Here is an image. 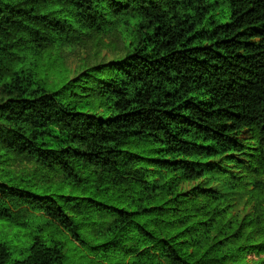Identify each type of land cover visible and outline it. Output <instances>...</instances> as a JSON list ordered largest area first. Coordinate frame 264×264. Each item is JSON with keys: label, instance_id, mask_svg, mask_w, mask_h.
I'll return each mask as SVG.
<instances>
[{"label": "trees", "instance_id": "obj_1", "mask_svg": "<svg viewBox=\"0 0 264 264\" xmlns=\"http://www.w3.org/2000/svg\"><path fill=\"white\" fill-rule=\"evenodd\" d=\"M0 225V264H264V0H0Z\"/></svg>", "mask_w": 264, "mask_h": 264}, {"label": "rangeland", "instance_id": "obj_2", "mask_svg": "<svg viewBox=\"0 0 264 264\" xmlns=\"http://www.w3.org/2000/svg\"><path fill=\"white\" fill-rule=\"evenodd\" d=\"M78 63H79L78 60H69V62H68V67H69L70 69H75ZM5 228H6V227L0 225V234H1V233L3 234V229H5Z\"/></svg>", "mask_w": 264, "mask_h": 264}]
</instances>
